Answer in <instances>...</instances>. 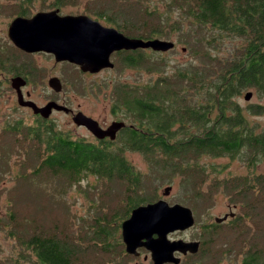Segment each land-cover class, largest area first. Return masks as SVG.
Returning a JSON list of instances; mask_svg holds the SVG:
<instances>
[{"label":"trees","instance_id":"obj_1","mask_svg":"<svg viewBox=\"0 0 264 264\" xmlns=\"http://www.w3.org/2000/svg\"><path fill=\"white\" fill-rule=\"evenodd\" d=\"M71 2L4 0L0 17H29ZM116 13L104 8L93 16L127 37L174 43L165 53L139 49L112 56L114 67L106 72L131 69L141 75L104 83L111 90L109 112L125 125L116 138L89 142L57 129L49 119L35 118L32 123L5 122L0 148L20 145L21 165L28 169L31 164L33 176L80 181L88 175L104 183L120 182L124 207L117 214L119 223L112 225L114 215L82 219L78 227L70 222L71 228L62 220L50 228L36 220H10L3 231L14 241L15 251L3 264H104L110 256L128 258L120 224L134 208L154 202L143 198L147 182L186 191L197 201L204 197L211 202L219 191L229 195L236 208L232 244L243 255L240 264H264V233L255 238L251 234L257 218L264 219V127L248 118L261 106L240 103L248 92L264 95V0H160L154 5L143 2L138 20L123 8ZM177 45L190 60L171 67L163 56ZM23 55L0 37V97ZM128 153L143 157L146 174L135 169ZM224 158L240 162L245 172L225 174V165L214 163ZM204 238L211 246L216 243L215 234Z\"/></svg>","mask_w":264,"mask_h":264},{"label":"rangeland","instance_id":"obj_2","mask_svg":"<svg viewBox=\"0 0 264 264\" xmlns=\"http://www.w3.org/2000/svg\"><path fill=\"white\" fill-rule=\"evenodd\" d=\"M143 2L154 5L158 4L160 0H73L71 4L62 8V13L73 16H93L105 8L114 15L117 14L116 12L120 8H123L126 15L133 20H138ZM4 6V0H0V7ZM8 22L6 16L0 17V37L3 43L10 42L6 30ZM187 54L186 50L182 51L181 45H177L174 51L166 53L163 57L169 66L174 67L188 63L190 56ZM112 59L113 57H111V61ZM26 61L29 63V72H27L29 84L24 88V91L30 93L29 100L39 107L45 106L49 101H57L56 103L59 105L63 104L74 110L82 111L102 125H110L114 121L109 112L111 90L110 87L106 88L104 83H109L113 80V77L124 82L141 78L140 73L131 69H125L117 73L110 71L97 75H84L78 67L55 63L53 57L44 56L43 54L35 55L30 59H26ZM24 62L19 61L17 63L24 65ZM12 77V74L8 76V82ZM52 78H58L62 83V92L60 91L61 93L58 96L48 85V81ZM3 86L5 92L0 97V129L7 121L13 122L25 119L24 121L32 123L35 119L32 111L21 109L18 106L15 91L10 87V84ZM252 94L250 101H244L243 96L240 103L243 107L260 105V114L248 115V118L251 123H258L264 127V95ZM49 121L53 122L57 129L67 132L74 138H83L89 142L94 141L93 136L86 129L76 127L70 116H66L63 112L54 111L49 117ZM19 147L20 145L13 144V148L7 149V151L0 148V264H3L15 251L14 241L9 239L3 231L8 229L10 220H12L10 223H13V221L22 223L36 220L42 222L46 228H50L55 220H62L63 224L67 222L66 227L71 228L70 222L78 227L82 219L87 220L96 216L111 217L114 215L117 219L112 222V225L119 223L118 218L120 219V216L117 214L121 215L124 207V192L120 182L104 183L88 175H85L80 181L68 180L62 176H49L44 173L33 176L31 164L25 166L28 169H23L24 166L21 165L23 154L18 151ZM127 159L139 173L146 174L148 172L146 162L139 153H128ZM214 163L225 165L223 169L225 174L229 172L238 175L245 172L244 167L238 161L231 162L229 159L224 158L216 160ZM30 169L31 174L29 173ZM168 186L167 184L161 186L159 183L155 186L153 183L147 182V185L142 187L147 188L146 195H143V198L154 202L163 199L169 205L181 204L186 206L184 204H189L190 206L186 207L192 210L195 219L194 227L187 234V237L191 239L199 240L202 238L204 241L205 238L201 234L200 226L206 222H213L216 217L228 214V206L233 205L230 202L232 201L231 197L222 191L215 193L211 198V202H207L204 197L197 201L195 196L190 195L188 192L174 188L167 197H163L162 193ZM154 194L156 195L155 198H153ZM252 228L251 234L253 237L264 233V219L258 217ZM176 237L178 236L172 238L175 239ZM215 239L216 243L211 248L213 257L205 258L204 255H201L200 258L193 256L187 259L185 264H239L242 259V254H239L240 248L237 245H232L236 239L235 231L226 226ZM241 242H244V240L242 239ZM226 252L227 256H225ZM117 263L146 264L143 262L142 257L139 259L123 258L122 255H119L117 259H113L112 256L107 257L104 264ZM99 264H103V261Z\"/></svg>","mask_w":264,"mask_h":264},{"label":"water","instance_id":"obj_3","mask_svg":"<svg viewBox=\"0 0 264 264\" xmlns=\"http://www.w3.org/2000/svg\"><path fill=\"white\" fill-rule=\"evenodd\" d=\"M7 37L25 53L52 55L55 63L67 62L77 66L81 72L90 74L112 69L111 55L116 52L140 49L165 53L174 47L170 41H144L127 37L114 28L102 27L84 15L59 16L58 10L36 13L29 19L15 18L8 26ZM10 84L16 93L18 106L29 108L34 115L48 119L52 110L64 113L70 111L55 102L38 107L34 102L24 100L21 88L25 86V81L20 78L12 79ZM48 85L54 92L62 89L58 78L50 79ZM251 98V92L244 95V101H250ZM72 122L77 127H84L97 140L108 138L113 141L118 131L125 126L122 122H113L106 129H101L97 121L81 112L73 116ZM171 190L170 186L166 187L162 196L167 197ZM234 215L229 212L222 218H216L215 222L221 223ZM194 224L190 208L181 204L169 205L159 199L131 211L129 218L121 223V239L127 254L137 255L136 250L145 247L151 253L152 264H179L180 259L174 254H194L198 244L181 240L171 242L167 235L176 231L184 232Z\"/></svg>","mask_w":264,"mask_h":264},{"label":"flooded vegetation","instance_id":"obj_4","mask_svg":"<svg viewBox=\"0 0 264 264\" xmlns=\"http://www.w3.org/2000/svg\"><path fill=\"white\" fill-rule=\"evenodd\" d=\"M55 10H58V15L59 16H66V15H68V14H64V13H62V8H52V9H49V10H38L36 13H45V12H50V11H55ZM36 13H34L33 15H35ZM33 15H31V16H29V17H26V16H24V15H19V16H14L9 22H8V24H7V26H6V30H8V26H9V24L15 19V18H25V19H29V18H31ZM73 16V15H72ZM84 16H87V17H89L91 20H93V21H96V22H98L102 27H105V28H113V27H111V26H109L108 24H105L104 22H102V21H100L99 19H97L95 16H92V15H84ZM115 29V28H114ZM117 30V29H116ZM118 31V30H117ZM119 32V31H118ZM9 40V39H8ZM10 41V40H9ZM10 43H11V41H10ZM11 45H12V47L14 48V49H16L18 52H21L22 54H24L23 55V57H24V59H25V62L23 63L24 65H20V66H18V68H17V71H15L13 74H12V78H11V80L12 79H14V78H20V79H22V80H24L25 81V86L24 87H22L21 88V93H22V96H23V99L24 100H29V96H30V93L29 92H27V91H24V88H26L27 86H28V84H29V77H28V74H27V72H29V70H28V65H29V63L26 61V59H30V58H32L33 56H35V55H38V54H43L44 56H48V57H53L52 55H48V54H44V53H34V54H28V53H25V52H23V51H21V50H19L18 48H16L12 43H11ZM135 51V50H134ZM116 53H118V52H116ZM115 53H113L112 55H111V57L114 55ZM60 63H62V64H68V65H72V64H69V63H67V62H60ZM72 66H75V65H72ZM75 67H77V66H75ZM106 70H108V69H104V70H101L100 72H98V73H96V74H90V73H83V72H81V73H83L84 75L86 74H89V75H97V74H100V73H103V72H106ZM111 82V81H110ZM109 82V83H110ZM60 83H61V81H60ZM61 85H62V83H61ZM10 87H11V84H10ZM23 89V90H22ZM61 92H62V90H61ZM61 92H55V94H56V96H58L59 95V93H61ZM16 94V93H15ZM17 98V97H16ZM55 101H56V99H54ZM31 101V100H30ZM33 102V101H32ZM49 102H52V101H49ZM57 102V101H56ZM55 102V103H56ZM37 105V104H36ZM62 106H65L66 108H68L70 111L69 112H67V113H64L66 116H70V118L72 119L73 118V116L76 114V113H78V112H81V113H83L82 111H80V110H74V109H72V108H69V107H67L66 105H63V104H61ZM20 107V106H19ZM39 107V106H38ZM21 109H29V108H27V107H20ZM30 110V109H29ZM55 110H52V113L54 112ZM56 112H62V111H56ZM52 113H51V115H52ZM33 114V113H32ZM84 114V113H83ZM50 115V116H51ZM84 115H86V114H84ZM33 116L36 118V119H43L40 115H34L33 114ZM49 116V117H50ZM87 117H90V116H88V115H86ZM90 118H92V117H90ZM49 119V118H48ZM93 120H95L94 118H92ZM23 120H25V119H23ZM43 120H47V119H43ZM95 121H97V120H95ZM113 122H119V121H117L116 119H114V121ZM113 122H111V123H113ZM97 123L99 124V126L101 127V129H106L109 125H102L99 121H97ZM77 127V126H76ZM79 128H83V129H85L84 127H79ZM94 138V137H93ZM94 140L95 141H101V142H107V141H109V139L108 138H105V139H102V140H97V139H95L94 138ZM153 203V202H152ZM149 204V203H148ZM142 206V205H141ZM233 211H236V208H235V206H228V212H233ZM234 214H235V212H233ZM225 215V214H224ZM223 215V216H224ZM222 216V217H223ZM222 217H216V218H222ZM129 218V217H128ZM215 218V219H216ZM234 218V217H233ZM233 218H230V217H228L227 219H226V221H223V222H221V223H216L215 222V219L213 220V222H209V223H203L202 225H201V227H200V231H201V234H203V235H206V234H215V237H218L219 235H220V233H221V231L224 229V227H226V226H229V227H231L232 226V224L234 223V222H232V219ZM195 225V224H194ZM194 227V226H193ZM192 227V228H193ZM190 230H191V228L190 229H188V230H186V231H184V232H179V231H176V232H174V233H171V234H168L167 235V239L169 240V241H178V240H181L182 242H184V243H197L198 244V248H197V251H196V253H194V254H191V253H189V252H187L185 255H183V254H181V253H178V252H176L174 255H175V257L176 258H179L180 259V262H179V264H185V262L187 261V259H189V258H192L193 256L194 257H200L201 255L203 256H205V258H209V257H213L214 255L212 254V250H211V248L213 247V246H211V244H212V241H209V242H207L206 243V241H205V243L203 242V240H202V238H200L199 240H195V239H191V238H188L187 237V234L190 232ZM120 233H121V230H120ZM174 236H178V237H176L175 239L174 238H172V237H174ZM182 236V237H181ZM121 237V236H120ZM153 238H154V236H153ZM121 243H122V245H123V251L125 252V254L128 256V258H141L142 257V260H143V262H145L146 264H152V261H151V253L145 248V247H139L137 250H136V253H137V255H132V254H127L126 253V251H125V246H124V244H123V242H122V239H121ZM233 245V244H232ZM226 246V245H225ZM236 246V245H235ZM226 254H227V252H226ZM239 254H241L240 252H239ZM222 256H223V253H222ZM226 256V255H225ZM243 256V255H242ZM221 258V257H220ZM208 260H210V259H208ZM242 261V259L240 260V262ZM240 262H239V264H240ZM231 264V263H230Z\"/></svg>","mask_w":264,"mask_h":264}]
</instances>
